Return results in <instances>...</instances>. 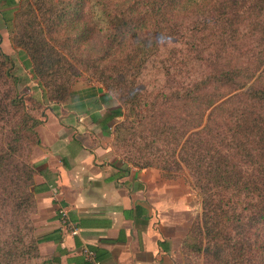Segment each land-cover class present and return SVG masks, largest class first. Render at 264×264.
I'll list each match as a JSON object with an SVG mask.
<instances>
[{
    "label": "trees",
    "instance_id": "16d2710c",
    "mask_svg": "<svg viewBox=\"0 0 264 264\" xmlns=\"http://www.w3.org/2000/svg\"><path fill=\"white\" fill-rule=\"evenodd\" d=\"M2 20L41 99L0 36V264H59L38 250L29 156L83 74L118 104L120 173L185 174L198 195L181 264H264V0H17Z\"/></svg>",
    "mask_w": 264,
    "mask_h": 264
},
{
    "label": "crops",
    "instance_id": "0c3cea01",
    "mask_svg": "<svg viewBox=\"0 0 264 264\" xmlns=\"http://www.w3.org/2000/svg\"><path fill=\"white\" fill-rule=\"evenodd\" d=\"M16 2L0 0L1 29ZM111 100L97 86L72 87L67 102L52 106L39 128L40 145L29 156L39 253L59 264H81L83 248H92L99 264H177L190 222L182 217L188 198L153 169L120 173L110 148L116 119L107 116L117 108ZM59 209L76 225L75 237L60 225Z\"/></svg>",
    "mask_w": 264,
    "mask_h": 264
},
{
    "label": "rangeland",
    "instance_id": "374dc122",
    "mask_svg": "<svg viewBox=\"0 0 264 264\" xmlns=\"http://www.w3.org/2000/svg\"><path fill=\"white\" fill-rule=\"evenodd\" d=\"M14 11H15V9H14ZM14 11L12 13H10V17L14 13ZM0 36H1V50L3 51V53H5L6 55L9 56V58L12 62L11 72L17 79L18 88L19 89H22V88L29 89L30 93L35 98L41 99L40 89L36 86L34 81H32L30 79L29 74H28L29 63H28L27 55L23 51L10 46V43L8 40V34L6 32L5 27L2 29L0 28ZM92 85L97 86V88L99 87L100 89H103L96 82H94L93 80H90L85 74H83L75 81V83L72 85V87H74V90H77L79 88H84V87L92 86ZM67 100L65 101V103L67 102ZM111 101H112L111 106L118 107V104L113 99ZM47 117H49V113L46 111V120L48 119ZM50 118H51V116H50ZM119 120L120 119H116L115 122H118ZM111 152L113 153L112 150H111ZM113 155L115 156L114 153H113ZM168 182L171 185L174 184V185H177L178 187H180L182 189L183 193L188 198V199H186L187 200L186 204L188 205L189 211L187 213L184 212V214H182V217L184 220H192V218L197 216L200 212V204H199L200 201H199V197L196 194L195 190L189 185L187 176L184 174L183 176L179 177L178 179L169 180ZM176 258L178 260L177 264H181L180 256H177Z\"/></svg>",
    "mask_w": 264,
    "mask_h": 264
},
{
    "label": "built area",
    "instance_id": "2783aa9c",
    "mask_svg": "<svg viewBox=\"0 0 264 264\" xmlns=\"http://www.w3.org/2000/svg\"><path fill=\"white\" fill-rule=\"evenodd\" d=\"M57 213L60 225L68 231V234L70 236H76L77 228L69 222L65 210L59 209ZM81 253L84 259L88 262V264H99L98 261L95 259L94 254L89 249L83 248L81 250Z\"/></svg>",
    "mask_w": 264,
    "mask_h": 264
}]
</instances>
